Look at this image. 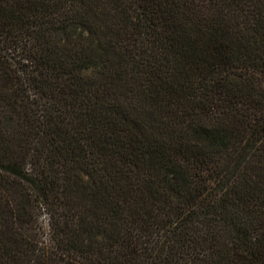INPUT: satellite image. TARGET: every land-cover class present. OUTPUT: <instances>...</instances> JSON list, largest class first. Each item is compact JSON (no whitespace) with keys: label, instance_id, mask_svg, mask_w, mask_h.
<instances>
[{"label":"trees","instance_id":"16d2710c","mask_svg":"<svg viewBox=\"0 0 264 264\" xmlns=\"http://www.w3.org/2000/svg\"><path fill=\"white\" fill-rule=\"evenodd\" d=\"M0 264H264V0H0Z\"/></svg>","mask_w":264,"mask_h":264}]
</instances>
